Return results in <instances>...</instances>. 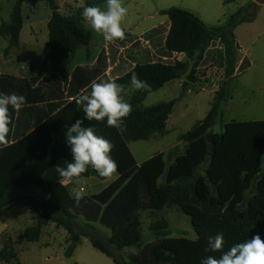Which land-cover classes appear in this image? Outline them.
I'll list each match as a JSON object with an SVG mask.
<instances>
[{"label":"trees","instance_id":"obj_1","mask_svg":"<svg viewBox=\"0 0 264 264\" xmlns=\"http://www.w3.org/2000/svg\"><path fill=\"white\" fill-rule=\"evenodd\" d=\"M25 1L16 0L10 22L0 25V36L9 42L6 53L19 46ZM46 1L53 14L48 24L43 65L36 80L43 78L40 87L33 89L34 81L0 77V93L28 92L32 103H50V111L38 119L36 126L20 128L13 141L10 132L8 143L0 145V217L16 206L34 204L28 192L39 189L44 197L34 206L36 223L25 230L22 240L37 242L44 227L55 224L68 233L67 256L71 257L82 239L87 238L114 264H122L118 254L124 259L123 253L132 248L140 253L130 254L126 264H200L208 255L216 258L222 255L220 251H204L208 236L222 233L223 251L257 234L264 239V121H232L225 124L222 133L213 132L222 115V104L229 100V82L216 93L206 117L180 137V142L186 145L182 154L176 147L139 165L128 146L167 135V122L178 100L149 108L143 107V103L170 82L185 77L195 82L194 66L203 59L219 68L226 66L228 78H232L237 60L234 30L256 18L261 1L252 3L256 10L247 18L242 16L243 7L218 27H209L194 14L179 8L164 11L169 18V30L160 27L145 38L167 32L165 40H159L167 60L136 65L114 81L131 88V75L135 72L151 85L148 91L134 90L129 101L132 111L124 118L122 131L107 126L106 119L88 121L75 104V98L107 70V56L103 52L91 69L78 67L71 71L72 59L80 48H86L90 57L92 34L82 17L84 7H71L68 14H63L54 0ZM175 53L185 55L186 60L170 61ZM248 63L247 59L243 60L240 73L248 68ZM16 83L19 86L13 85ZM9 110L11 114L15 112L11 107ZM76 120H83L84 127L93 126L98 136L114 145L110 155L118 164L119 175L98 195H83L79 204L63 185L65 179L55 170L58 165L66 167L67 162H72L66 130ZM92 171L89 167L80 178L72 180L88 178ZM254 185L255 190L247 198ZM173 205L191 219L197 238L164 237L157 233L158 239L144 245L141 214L155 217L157 212ZM79 221H83L80 228ZM96 224L111 231L107 241L99 236ZM153 228L164 230L168 223L161 218ZM1 244L0 261L17 260L13 239L5 236Z\"/></svg>","mask_w":264,"mask_h":264},{"label":"rangeland","instance_id":"obj_2","mask_svg":"<svg viewBox=\"0 0 264 264\" xmlns=\"http://www.w3.org/2000/svg\"><path fill=\"white\" fill-rule=\"evenodd\" d=\"M54 1L56 5L61 6L63 3L71 0ZM74 1H77V3L81 4L84 8L99 5L102 10H106V0ZM256 1L257 0H122V3L123 6L127 8V13L131 16L130 18H135L134 9L138 6H140L141 11L145 8V13H142V15L145 14L147 16L153 13L154 7H175L194 14L209 27H218L227 23L230 17L243 7L245 8V12L242 14L244 18L253 14L256 7H254L252 3H256ZM259 1L264 3V0ZM14 2L15 0H3L4 17H7V13L12 11ZM77 3L72 2L64 4L63 14H68L71 7H80L76 5ZM31 7H33L35 12L34 22H36L37 25H43L44 19L52 12L51 7L46 0H32L27 4L25 14L28 15ZM85 26L87 29L90 28L88 24H85ZM26 27L23 33L24 39L26 37ZM45 33L48 34L47 27L45 28ZM96 41V44L94 43L91 47L89 46V49H91L93 53H96L97 47H99V38L97 35ZM4 46L5 42L0 38V57L4 53ZM43 56L42 54V57ZM193 65L194 62L191 63V67H193ZM194 70L195 82L187 81L185 77L181 79V82H175L177 92H175L172 87L174 85L167 86L161 91L149 96L144 102L143 106H154L163 102L172 101L176 99V95H182L183 102L188 106L186 109L187 117L185 118V122H182L176 130L170 131L167 136L162 137V139H160L161 141L130 143V149L137 162L147 159L149 157L148 155L155 151H165L167 148L175 145L180 135L187 133L193 126L202 121L211 110L212 98L214 97L215 99L216 93L225 82L230 83L229 100L222 104V115L217 119L213 132L218 134L222 133L225 124L232 121H264V65H258L249 72H242L234 79H229L228 75L225 76V73L220 75L218 65L208 62L207 60L205 61V59H203L200 64L194 66ZM132 90L134 89L126 88L125 100L127 102L130 101V93ZM182 108V104L178 105L175 114L180 110L182 111ZM177 148L178 153L182 154L186 149V145L178 141ZM204 170L205 167L202 169V172ZM117 178L118 174H114L107 181L90 176L77 182L76 185L78 189L82 186L84 188V196L90 197L101 193L104 188L113 183ZM254 190L255 185L252 186L247 198ZM22 210L27 209L24 207H17L7 216L0 218V233L8 228V233H4L0 236V251L2 249L1 243L5 236H9L15 242V248L19 255L17 261H11L9 263L0 261V264H75L77 260L80 264H92L95 262L94 256L101 258L105 262H112L110 258L96 250L87 238L84 239V244L80 245L73 257L67 256L69 247L68 241H66L67 232L62 228L55 229V227H53L54 232H47L48 235H43L37 242L23 241L22 236L25 230L34 226L32 219H35V213L34 209H30L28 215L17 217L18 212ZM26 212H28V210ZM161 218L167 221L168 228L157 231L153 227ZM141 220L143 230L142 242L144 245L158 239L159 236L157 233H162L164 237H184L191 240L197 238L191 219L176 205L168 207L164 211L157 212L155 217H150L148 213H142ZM82 223L83 221H79V228L83 225ZM95 227L99 232V236L104 241H107L109 237H111V231L101 227L99 224H96ZM45 242H48L50 245H43ZM137 251L138 249L135 248L128 249L123 253L124 259L121 258L120 254H118V258L122 264H126L125 262L128 261V256ZM89 252L94 255H91Z\"/></svg>","mask_w":264,"mask_h":264},{"label":"crops","instance_id":"obj_3","mask_svg":"<svg viewBox=\"0 0 264 264\" xmlns=\"http://www.w3.org/2000/svg\"><path fill=\"white\" fill-rule=\"evenodd\" d=\"M29 1H32V0H26L23 6L24 25H23L22 32L20 34L19 46L12 49L9 53H6V49L8 48L9 42L6 38H3L0 36V38L5 42L4 53L0 57V77L7 76V77H13L16 79H24L32 83L34 81L32 88L37 89L40 87V84L43 80V78H41L40 80L36 81L37 78L39 77L40 70L43 65V60H44V56L42 57L43 50L45 46L47 45L48 38H49L48 34L45 33V28L47 27L48 29V24H49V21L51 20L53 11L49 13L47 17L44 19L43 25H37V23L34 22L33 20L34 14H35L33 7L29 9L28 15L25 14L26 6L29 3ZM15 2L12 5V10H13ZM72 2L77 3V1L71 0V1H67L63 3L61 6L58 5L59 11L63 13L64 4L72 3ZM77 5L80 7H83L81 4L77 3ZM144 9L143 11H141L140 6L136 7V9H134L135 10L134 14L136 15L135 18H130L131 16H129L128 13L126 14L121 24L125 32V39L123 40L106 41L102 35L97 34L94 31H92L91 28H88V30L92 34V42L90 44V47L94 43L95 44L97 43L96 35L99 38V47H97L96 53H93L92 50L89 49L90 51L89 58L87 57V49L80 48L74 54V57L72 59L71 71L73 72L78 67H81V64H90L93 61H95V64H96L100 55L103 52H105L107 56V60H106L107 70L104 73V75H102L100 78H103L105 80H110V81H115L116 79L121 78L122 76L127 74L132 68H134L136 65H144V64H150V63H155L159 61H166L167 57L163 55L162 45L159 43L160 42L159 40L164 41L167 36V32L164 34L154 35L151 39H146L145 36L152 30H155L160 27H164L167 31L169 30V27H170L169 18L168 16L164 15L163 12L169 10L170 8L154 7L153 13L149 16L145 14L142 15V13H145ZM11 13L12 11L8 12L7 17H4V4H3V0H0V25L2 23L10 22ZM26 24H27V27H26ZM25 27H26V37L24 39L23 33L25 30ZM234 36H235V45L237 47V60L235 63L234 75L232 76V79L238 77L241 74L239 72V68L244 59L248 60L249 65H248V68L243 73L251 71L253 68L257 67L258 65H264V3L260 5V9L256 15V18L252 22H247V23H243L239 25L234 30ZM221 48L222 46L219 47V49ZM211 50L212 49L210 48L208 51L210 52ZM173 56L174 54L170 58V61H172L171 59L173 58ZM205 57H207V55ZM178 60L184 61L186 60V56L183 54L179 55ZM219 69H220V75H223L224 73H225V76L227 75L226 66L219 68ZM100 78H98L97 80H99ZM176 81L181 82V80H176ZM176 81L166 84L164 88L167 86L174 85L172 87L174 91L177 92V86L175 84ZM13 85H15L16 87L18 83L13 84ZM87 89L89 90L90 87H88ZM133 94H134V90H132V92L130 93V98L132 97ZM151 95L152 94H150L149 96ZM23 96L26 98V104L22 106L18 112L15 111L13 114H11L12 122L15 125L14 131L11 132L12 141L14 140V137L20 128L25 129L31 125L36 126L38 119L42 117V115H45L46 113L50 111V108H48L49 107L48 105L50 103H36V104L32 103L29 100L30 97H29L28 92L25 93V95ZM176 96L177 97L174 100H178V102L175 105L173 112L170 115L169 120L167 122V135L170 133V131L176 130L182 122H185V118L187 117V114H186L187 113L186 109L188 108L187 104L183 102L182 95L180 96L176 95ZM213 100H214V97L212 98L211 104L213 103ZM181 104L183 105L182 111L180 110L177 114H175V110L177 106ZM143 107L149 108L152 106H143ZM182 135L178 137L177 143L175 145H172L171 147L167 148L165 151H155L152 154L148 155L149 157L147 159L141 162H137V163L140 165L146 160L152 158L153 156L159 153H165V154L170 153L173 149L178 147V141L179 143H182L179 140ZM165 136H153L148 141H140V142H146V143H149L150 141L158 142V141H161L160 139H162V137H165ZM134 143H137V142H134ZM128 146L130 149V144ZM94 177L98 178V175ZM83 179L71 180V181L64 180L63 185L66 186L68 190L70 191V193L73 195V190L80 191V189H84L82 186H80L78 189L76 185L77 182L82 181ZM28 195L34 198L33 200L34 204H30L26 206L21 205V206L14 207V208L24 207L28 210V212H26L27 210H22L21 212H18L17 217L28 215V213L30 212V209H34V206L37 205V203H39L41 199L44 197L43 191L39 189H31L28 192ZM14 208L10 209L7 213L2 215L0 218L7 216L9 213L12 212ZM31 219H32V216H31ZM32 221L34 222V225H35L36 223L35 219H32ZM53 227H55V229H60V228H57L55 224H49L48 226L44 227L41 237L43 235L44 236L48 235L47 232H54ZM4 233H8V228L2 231L0 233V236ZM84 239L86 238L82 239L81 244H84L83 242ZM66 241H68V233H67ZM43 245H50V244L48 242H45L43 243ZM80 245L75 249L71 257L75 255ZM89 253L91 255H94L91 252ZM139 253H140V250L132 254H139ZM18 258H19V255H18ZM94 259H95V262H93L92 264H114L112 259H111L112 261L111 263L105 262L104 260H102L101 258L97 256L96 257L94 256ZM17 260H14V261H17ZM75 264H80V263L77 260Z\"/></svg>","mask_w":264,"mask_h":264},{"label":"clouds","instance_id":"obj_4","mask_svg":"<svg viewBox=\"0 0 264 264\" xmlns=\"http://www.w3.org/2000/svg\"><path fill=\"white\" fill-rule=\"evenodd\" d=\"M127 14V8L122 0H106V10L99 5L85 7L82 17L91 30L103 36L106 41L123 40L125 32L121 26ZM95 61L90 64H81V67H94ZM130 86L137 91H148L151 85L141 80L133 72ZM126 87L114 81L93 80L90 91L85 89L75 98L78 109H82L84 118L88 121L101 122L106 119L107 126L118 131L124 128V118L129 116L132 106L125 100ZM26 104V98L16 93H0V145L8 143L7 137L14 131L15 125L9 108L19 111ZM83 120H76L66 130V143L71 149L72 162L66 167L57 166L56 172L65 180L80 178L89 167L102 178H111L118 174V164L110 155L114 145L103 136H98L93 126H82ZM11 125V127H10ZM82 191L73 190L77 204L83 198ZM207 252H222L219 258L213 255L204 257L200 264H264V239L259 234L251 239L234 244L229 250L223 251L224 237L222 233L207 237Z\"/></svg>","mask_w":264,"mask_h":264},{"label":"built area","instance_id":"obj_5","mask_svg":"<svg viewBox=\"0 0 264 264\" xmlns=\"http://www.w3.org/2000/svg\"><path fill=\"white\" fill-rule=\"evenodd\" d=\"M219 43V42H218ZM222 46L221 44L219 45V47ZM179 55H182V54H178V53H175L173 58L171 59L173 62H178V58H179ZM80 191L84 192V189H80Z\"/></svg>","mask_w":264,"mask_h":264},{"label":"water","instance_id":"obj_6","mask_svg":"<svg viewBox=\"0 0 264 264\" xmlns=\"http://www.w3.org/2000/svg\"><path fill=\"white\" fill-rule=\"evenodd\" d=\"M186 85V84H185ZM97 174L95 172H91V176H96Z\"/></svg>","mask_w":264,"mask_h":264}]
</instances>
